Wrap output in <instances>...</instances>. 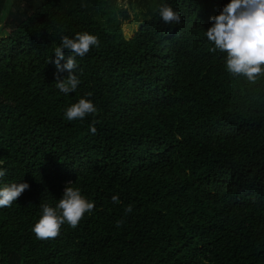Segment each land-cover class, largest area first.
I'll use <instances>...</instances> for the list:
<instances>
[{"label":"trees","instance_id":"1","mask_svg":"<svg viewBox=\"0 0 264 264\" xmlns=\"http://www.w3.org/2000/svg\"><path fill=\"white\" fill-rule=\"evenodd\" d=\"M115 2L0 0V187L29 185L0 208V264H264V77L228 72L205 35L229 0H138L131 38ZM165 4L179 24L162 21ZM83 32L99 46L75 57L65 95L68 72L48 61ZM81 98L97 114L68 121ZM69 182L95 209L38 240L41 205Z\"/></svg>","mask_w":264,"mask_h":264},{"label":"clouds","instance_id":"2","mask_svg":"<svg viewBox=\"0 0 264 264\" xmlns=\"http://www.w3.org/2000/svg\"><path fill=\"white\" fill-rule=\"evenodd\" d=\"M159 16L165 24H179L181 15L167 4L158 8ZM211 27L205 31L209 42L214 44L210 49L215 52H226V67L233 75H242L250 83H256L264 77V0H229L221 12L210 18ZM99 46L97 36L88 32L76 33L74 38L62 36L60 46L54 50L53 63L58 72L67 71L66 78H57L56 88L65 95L75 92L80 80L74 74L77 69L76 56L83 58L93 48ZM65 50L70 54L65 56ZM61 61H66L61 64ZM88 95H91L89 93ZM98 109L90 100L81 98L68 107L64 113L68 121L84 120L86 117L96 115ZM93 120L89 125L92 134L96 133ZM6 171L0 168V178ZM69 182L55 207L42 204V215L32 227V232L38 240L48 241L59 237L61 228L67 224L76 228L86 213L95 209V202L87 200L79 188H73ZM29 188L26 182L5 184L0 187V208L11 207L19 197ZM112 201L119 203L118 197L113 195ZM133 211L131 205L125 209V214ZM124 220L116 221L121 227Z\"/></svg>","mask_w":264,"mask_h":264},{"label":"rangeland","instance_id":"3","mask_svg":"<svg viewBox=\"0 0 264 264\" xmlns=\"http://www.w3.org/2000/svg\"><path fill=\"white\" fill-rule=\"evenodd\" d=\"M138 0H116L115 2V10L116 16L120 20V27L122 28V23L125 21L127 24V30L124 34L131 38L133 34L139 29V27L143 24L145 19L143 18L140 10L138 9ZM10 6H7L6 10L4 11V15H6L9 11ZM121 10H125L128 15L127 20H122L121 18ZM3 26L0 23V28ZM123 30V29H122ZM8 35L5 32L0 34V39H5Z\"/></svg>","mask_w":264,"mask_h":264}]
</instances>
